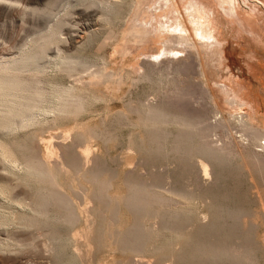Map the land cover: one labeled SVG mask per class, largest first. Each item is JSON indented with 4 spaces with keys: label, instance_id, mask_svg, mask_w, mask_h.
Returning a JSON list of instances; mask_svg holds the SVG:
<instances>
[{
    "label": "rangeland",
    "instance_id": "374dc122",
    "mask_svg": "<svg viewBox=\"0 0 264 264\" xmlns=\"http://www.w3.org/2000/svg\"><path fill=\"white\" fill-rule=\"evenodd\" d=\"M78 1L0 0V60L16 58L22 48L32 51L33 44L45 41L42 36H46V39L50 38L51 46L49 50L46 48L48 52H45L43 61L49 62L45 63L46 73L33 77L27 73L23 77L35 78L43 87L46 86L47 91L55 84L74 87L78 91L85 89L83 93L88 97L83 94L86 98L84 109L78 114L57 116L49 111L39 112V118L36 115V122L31 124L33 127L29 125L9 135L0 134V154L6 158L10 156L9 164L8 159L6 165L0 163V214H4L0 217L5 220L0 227L4 231H0V239H4L0 244L2 248L8 241L13 244H7L11 249L0 247V264H264V170H261L264 166H254L257 163L255 159L259 158L255 156L260 155L262 159L264 152L257 145L255 148L248 144L245 133L233 117L243 112L251 118L253 126L264 130V0H234L238 20L243 22L242 29L231 13H224L218 0H197L195 11L212 12L213 18L219 22V33L226 36L221 35L220 59L211 47L207 48V85L196 66V50H180L173 44L175 49L172 52L179 53L176 57L167 54L156 59L153 56L161 52L151 36L159 23L169 25L172 24L170 19H182L184 16L192 30L190 15L194 11H185V0H170L169 5L163 0H96L111 2L106 4L107 7L96 1L97 7L89 6L93 0H84V3L80 0V4ZM136 2L138 9L133 16L131 13ZM112 3L118 4H114L116 10H113ZM108 7L109 11L105 10ZM157 7L161 9L160 14L166 11L167 15L158 14ZM59 22L63 24L62 29ZM140 22L151 31V37L144 46L135 44L129 37L130 31L136 29ZM56 26L61 31L59 37L53 34L58 30ZM57 47L62 51L60 56L56 54ZM62 56L84 58L86 65L91 63V67H87L89 71L77 68L69 75L59 66ZM225 70L234 76L232 84L235 89H232L235 93L220 86L228 87L223 83L227 74ZM205 88L216 101L220 116L215 115L212 102L204 94ZM246 91L247 94L244 93ZM241 93L250 100V106L241 105ZM230 98L236 100L234 105L228 103ZM55 103L52 99L48 106H55ZM150 108L167 114L172 122L183 119V122L197 123L205 119L203 123H208H202V130L205 129L203 125L217 123L219 117L224 120L230 117L231 124L235 123L236 127L231 125V130L226 133L223 127L218 126L220 129L216 127L211 131L208 139L201 136L200 130H183L174 122V125L171 122L163 128H153L144 122V112ZM209 139L213 146L225 148L223 146L226 145V149H231L234 154L225 157L226 160L218 159L216 155L211 157L205 147ZM21 156L28 157L34 164L37 162L34 158L40 156L38 161L41 158L40 162L46 165L38 162L39 166H49V169L44 168L48 171L53 168L50 172L61 192L70 198L69 203L73 204L72 210L77 217L73 224L69 223L71 228L68 223L61 224L66 210L60 203H53L56 206L51 207V204L47 209L50 219H55L52 224L51 221L46 223L49 224L48 229L52 227L50 230L44 227L48 230L47 237L40 227L38 231L23 226L22 232L19 227H13L22 226L32 215V207H28L29 200L32 205L34 199L32 194L48 189L42 183L31 184L33 180L30 182L31 179L23 175L21 179H28V183L18 179L29 161L22 160ZM16 157L22 161H17ZM8 175L13 180L9 181L11 176ZM19 181L25 184L20 185ZM139 191L145 194H142L144 197L138 194ZM142 197L143 200L140 199ZM131 199L145 204L137 210L129 205ZM163 200L167 202L164 204ZM5 205L12 210H2V207L7 208ZM172 210L179 215H172ZM21 213L27 216L20 218ZM53 214L56 215L52 217ZM18 216L19 221L21 219L19 225ZM10 230L9 235L7 232ZM34 230L40 233L37 235ZM30 231L36 234L31 233L35 239L30 236ZM49 235H55V244L51 243ZM17 236L22 242L18 240V245L16 240L12 241ZM28 239L34 242L31 241L32 246H29L31 242ZM45 243H48L47 247L49 243L53 245L49 247L56 249L52 250L54 254ZM15 246L21 251L23 247V252ZM2 250L7 252L2 253ZM48 251L57 256L52 257Z\"/></svg>",
    "mask_w": 264,
    "mask_h": 264
},
{
    "label": "bare ground",
    "instance_id": "6f19581e",
    "mask_svg": "<svg viewBox=\"0 0 264 264\" xmlns=\"http://www.w3.org/2000/svg\"><path fill=\"white\" fill-rule=\"evenodd\" d=\"M94 1V2H93ZM93 1H91V2H89V6L91 5V6H98V4L97 3H95V1L96 0H93ZM109 1V0H108ZM111 1V0H110ZM138 1V0H137ZM144 1V0H143ZM160 1H162V0H160ZM163 1H166V3H167V5H169L168 3H169V1L170 0H163ZM171 1H173V0H171ZM219 1V5H220V8L224 11V13H226V14H229V13H231L237 20H238V14H237V10H236V6H235V3H234V0H218ZM79 2V4H80V0L78 1ZM96 2H98V1H96ZM101 2H103V3H100V1L98 2V3H100L101 5L102 4H104L105 6H106V4L108 5V3L109 2H107L106 3V1H101ZM105 2V3H104ZM118 2V1H117ZM139 2H140V0H139ZM177 2V1H176ZM175 2V3H176ZM183 2V1H182ZM181 2V3H182ZM197 0H185V5H184V9H185V11H189V10H193L194 11V14H191L190 16H191V23H192V26H193V28H192V30H191V28L188 26V24H187V20L184 18V16L182 17V19H180V18H178V19H176V20H172V19H170L171 20V23L172 24H169V25H166V24H162V23H157L158 24V27L156 28V29H154V31H153V35H151V31H150V29H149V27H147L146 25H142V24H145V23H137V24H139V25H137L138 27L136 28V29H134V30H131L130 31V38H131V40H133L134 41V43L135 44H140V45H145V43L144 42H147V40H148V37H151V36H153L154 37V43L155 44H157L159 47H160V51L161 52H158L157 54H159V55H153L154 56V58H156V59H159V58H161V57H165L167 54H170V55H173L174 57H176L177 56V54H179V53H174V52H172V49H175V48H173L174 46H173V44H176L178 47H179V49L180 50H185V49H188L189 50V48L190 49H194V50H196L197 52V64H196V66L198 67V70H199V73H200V76L202 77V79H203V82L207 85V79H206V74H205V59H206V56H207V48L209 49V47H211L214 51V53H215V56L216 57H222V50L220 49L221 48V46H222V42H220V39H221V35H223L224 36V34H221V33H219V22H218V20L217 19H214L213 18V14H212V12H204V13H199V12H196L195 11V6H196V4H197ZM72 3H74V2H72ZM83 3H84V0H83ZM88 3V2H87ZM95 3V4H94ZM111 3V2H110ZM109 3V4H110ZM120 3V2H119ZM162 3V2H161ZM160 3V4H161ZM75 4H77V2H75ZM82 4V3H81ZM115 4V3H114ZM114 4L112 3V6H113V10H116V9H114L116 6H118V4H115L116 6L114 7ZM163 4V3H162ZM179 4V3H178ZM103 5V6H104ZM159 5V4H158ZM181 5V4H180ZM203 5V4H202ZM201 5V6H202ZM68 6V5H67ZM82 6H83V4H82ZM100 6V5H99ZM111 6V5H110ZM102 7V6H101ZM107 7V6H106ZM173 7L174 8H176V6L175 5H173ZM85 8V7H84ZM99 8V7H98ZM103 8V7H102ZM132 8V7H131ZM158 9H157V12H158V14H160V8L159 7H157ZM87 9V8H86ZM138 9V3L136 2L134 5H133V12L131 13L132 15L133 14H135V10H137ZM205 9V8H204ZM101 10V9H100ZM99 10V11H100ZM105 10H108L109 11V7H108V9H106L105 8ZM111 10V9H110ZM150 10V8L147 10V12ZM154 10H155V8H154ZM154 10L152 11V12H154ZM162 11H164V10H162ZM201 11V10H200ZM103 12V11H102ZM166 11H164V13H165ZM168 12V11H167ZM190 12V11H189ZM104 13V12H103ZM108 13V12H107ZM137 13V12H136ZM163 13V12H162ZM160 14V15H162L163 17L164 16H166L167 14L165 13V15H163V14ZM179 14V13H178ZM107 15V14H106ZM112 15V14H111ZM113 15H115V14H113ZM180 15V14H179ZM134 16V15H133ZM162 16H160V17H162ZM237 16V17H236ZM103 17V16H102ZM101 17V18H102ZM113 17V16H112ZM116 17V16H115ZM100 18V19H101ZM111 19V18H110ZM133 19V18H132ZM103 20V19H102ZM105 20V19H104ZM108 20V19H107ZM141 20V19H140ZM154 20V19H153ZM156 20H157V18H156ZM220 20V19H219ZM146 21V20H145ZM138 22V21H137ZM175 22V23H174ZM189 22V21H188ZM62 23H64V22H62ZM107 23V22H106ZM109 23V22H108ZM174 23V24H173ZM242 20H238V24H239V27L242 29ZM61 24V22H59V25ZM148 24V23H147ZM58 25V24H57ZM63 25V24H62ZM62 25H60V29H62ZM222 25V24H221ZM62 26V27H61ZM57 27V29H58V26H56ZM156 27V26H155ZM133 28V27H132ZM49 29V28H48ZM153 29V28H152ZM224 31V30H223ZM226 31V30H225ZM85 32V31H84ZM226 33H228V32H226ZM253 33V32H252ZM251 33V34H252ZM50 34V33H49ZM53 34L54 35H57L58 37L61 35V31L58 29V30H56L55 32L53 31ZM86 34V33H85ZM89 34V33H88ZM151 35V36H150ZM226 35V34H225ZM57 36H55V37H57ZM231 36V35H230ZM254 36V35H253ZM259 37H261L260 35H258ZM224 37H226V36H224ZM127 38H128V36H127ZM42 39H44L45 41H40V42H37L36 43V45L34 46V44H33V46L31 47V49H33V47H34V49L32 50V51H27L26 49H21L20 50V52H19V55L16 57V58H13V59H10V60H0V134L2 135H5V134H8V133H13V132H17V130H20V129H26V127L28 126L29 127V125L30 126H32L31 124H33V123H35L36 122V115L38 116V113L40 112H47L48 113V111L49 112H51V113H54L55 115H62V116H64V115H68V114H72V115H74V114H78V113H80V112H82L83 111V109H84V103H85V96L84 95H86V94H84L85 93V89H81L80 91H78V89L76 90V89H74V87L72 88V87H64V85H62V86H56V84L54 85L55 87L54 88H52V89H50L49 91H47L46 89H45V87H43V84H40V82L39 81H37L35 78H31V79H28V78H25V77H23V75H25V74H27V73H29V74H31V76L32 75H34V76H36V75H42L44 72H45V65L46 64H48V63H46V62H43L44 61V57H45V52L47 51V50H49V49H51V46H50V44H49V39L47 38L46 39V36H45V38H43V36H42ZM225 39H227V38H225ZM229 39V38H228ZM227 39V40H228ZM254 39H259V38H254ZM223 40V39H222ZM230 40V39H229ZM228 40V41H229ZM54 42V41H53ZM230 42V41H229ZM264 42V41H263ZM222 43V44H221ZM32 44V43H31ZM31 44H29V45H31ZM52 44V43H51ZM262 43H260L259 45H261ZM264 44V43H263ZM175 45V46H176ZM26 46H28V45H26ZM50 48H49V47ZM53 46V45H52ZM56 46V45H55ZM258 47H260V46H258ZM264 47V46H263ZM29 48V47H28ZM46 48H47V50H46ZM31 49H29V50H31ZM178 49V48H177ZM211 49V50H212ZM256 49V48H255ZM61 49H59L58 47L56 48V54H58L57 56H60L62 53V51H60ZM174 51V50H173ZM177 51V50H176ZM175 51V52H176ZM186 51V50H185ZM236 51V50H235ZM48 52V51H47ZM178 52H179V50H178ZM230 52V51H229ZM232 54V53H231ZM248 54V53H247ZM250 54V53H249ZM253 54V53H252ZM255 54V53H254ZM228 56H229V54H227ZM227 55H226V57H227ZM250 57V56H249ZM254 58L256 57V55L255 56H253ZM81 58V57H80ZM79 57H74V56H62V58H61V62H60V65H59V63H58V65L60 66V67H62L61 69H62V71H66L67 73L69 72V75H70V72H71V75L73 74V73H75V72H73V71H75L77 68L79 69L80 67L81 68H84V69H86V70H88L89 71V69L87 68V67H91L90 66V64H89V66H87L86 65V62L83 60L84 58H82V59H80ZM224 58V57H223ZM222 58V59H223ZM248 58V57H247ZM254 58H251L252 60H254ZM164 59V58H163ZM220 59V58H219ZM55 60H57V59H55ZM59 60H60V58H59ZM224 60H225V58H224ZM226 61V60H225ZM53 62H54V60H53ZM227 62V61H226ZM250 62V61H249ZM248 62V63H249ZM255 62H256V60H255ZM46 63V64H45ZM54 65V64H53ZM57 65V66H58ZM150 64H148V66H149ZM152 65V64H151ZM227 65V64H226ZM247 65H250V64H247ZM145 66V65H144ZM224 65H222V67H223ZM228 66V65H227ZM246 66V65H245ZM48 67V66H47ZM50 67V66H49ZM48 67V68H49ZM226 67V66H225ZM224 67V68H225ZM252 67H254V66H252ZM247 68H249V67H247ZM256 68V67H255ZM64 69V70H63ZM184 69H186V68H184ZM183 69V70H184ZM47 70V69H46ZM80 70V69H79ZM229 70V69H228ZM82 71H83V69H82ZM181 71V70H180ZM226 71V70H225ZM258 71V70H257ZM260 71V70H259ZM97 72V71H96ZM101 72V71H100ZM100 72H98V73H100ZM103 72V71H102ZM101 72V73H102ZM162 71H160V73H161ZM179 72V71H178ZM46 73V72H45ZM65 73V72H64ZM100 73V74H101ZM165 72H163V74H164ZM170 73V72H169ZM226 73L227 74H225L224 76V82L223 83H227V85L229 86V87H233L234 89H235V86L232 84V81L234 80L233 79V75L232 74H230V72H228V71H226ZM249 73H251V72H249ZM94 74H97V73H94ZM100 74L98 75V76H100ZM110 74V73H109ZM109 74H106V75H109ZM162 74V75H163ZM44 75V74H43ZM42 75V76H43ZM75 75V74H74ZM102 75V74H101ZM111 75H113V74H111ZM161 75V74H160ZM259 75V74H258ZM30 76V75H29ZM93 76V75H92ZM166 76H167V74H166ZM165 76V77H166ZM33 77V76H32ZM39 76H37L36 78L38 79V80H40L39 78H38ZM109 77H110V75H109ZM126 77V76H125ZM223 77V76H222ZM262 77V76H261ZM130 78V77H129ZM236 78V77H235ZM256 78V77H255ZM124 79V78H123ZM128 79V78H127ZM238 79V78H237ZM236 79V81L238 82V84H239V80H237ZM157 80V79H156ZM256 80V79H255ZM153 81V80H152ZM241 81V80H240ZM253 81V80H252ZM116 82V81H115ZM43 83V82H42ZM77 83V82H76ZM234 83H236V82H234ZM237 84V83H236ZM241 84V83H240ZM239 84V85H240ZM257 84V83H256ZM221 87H224V88H226V86L224 85V84H222V85H220ZM53 87V86H52ZM83 87V86H82ZM240 87V86H239ZM246 88H248V87H246ZM81 91H82V94H81ZM83 91H84V93H83ZM249 91V90H248ZM91 93V92H90ZM183 93V92H182ZM244 93H246L247 94V91L246 92H244ZM250 93V92H249ZM84 94V95H83ZM204 94L206 95V97L209 99V101H211L212 102V105H213V107H214V109H215V115H219L220 116V114H221V111L217 108V105L215 104V102H214V99H213V96L210 94V91H209V89H206L205 88V90H204ZM181 95V94H180ZM187 95V94H186ZM232 95H234L233 93H232ZM253 95V94H252ZM262 97H263V95H261ZM260 96V97H261ZM86 97H87V95H86ZM244 97V96H243ZM243 97H241V98H243ZM181 98H183V96H181ZM181 98H179V99H181ZM240 98V97H239ZM253 98H254V96H253ZM52 99H54L55 101H56V103H55V106H52V107H50V106H48L50 103H51V100ZM87 99H88V97H87ZM178 99V98H177ZM176 99V100H177ZM178 99V100H179ZM187 99V98H186ZM197 99V98H196ZM237 99V98H236ZM251 99V98H250ZM175 100V99H174ZM173 100V98H172V101H174ZM188 100V99H187ZM249 100V99H248ZM256 100H258V99H256ZM180 101V100H179ZM227 101H228V103L230 104V105H234L235 103H236V100L235 99H232V98H230V99H227ZM238 101V100H237ZM246 101V100H245ZM259 101V100H258ZM177 102V101H176ZM181 102H184L182 99H181ZM256 102V101H255ZM190 103H192V102H190ZM210 103V102H209ZM254 103V102H253ZM54 104V103H53ZM246 104V103H245ZM248 104H250V102L248 103ZM252 104V103H251ZM257 104V103H256ZM177 105H179V104H177ZM192 105V104H191ZM211 105V104H210ZM242 105V104H241ZM260 105V104H259ZM180 106V105H179ZM190 106V105H189ZM252 106H253V104H252ZM151 107V106H150ZM211 107V106H210ZM258 107V106H257ZM145 108H146V106H145ZM180 108H182V107H180ZM141 109V108H140ZM143 110H144V108H142ZM189 109V108H188ZM193 109V108H192ZM214 109H213V111H214ZM252 109V108H251ZM254 109V108H253ZM256 109V108H255ZM139 111V110H138ZM141 111V110H140ZM194 111V110H193ZM212 111V112H213ZM253 111V110H252ZM144 112V111H143ZM255 112H257L256 110H255ZM46 113H44V115H45ZM256 114V113H255ZM41 115V114H40ZM43 115V114H42ZM213 115H214V112H213ZM260 115V114H259ZM171 116V115H170ZM200 116V115H199ZM206 116V115H205ZM205 116H203L204 118H205ZM126 117V116H125ZM182 117V116H181ZM190 117V116H189ZM225 117V116H224ZM226 117H228V116H226ZM231 117H232V115H231ZM233 117H234V119L236 120V124L238 123L239 125H240V127H241V129H242V132H244L245 134V137L247 138V141L249 142L248 144H250V146L251 147H254L255 146V148H256V145L258 146V148L260 147L261 149L260 150H262L263 152H264V130L263 129H260V128H258V127H256V126H253L252 124H251V118L248 116V115H246L245 113H243V112H241V113H236V114H234L233 115ZM258 117V116H257ZM37 118H39V116L37 117ZM175 118V117H174ZM177 118V117H176ZM175 118V119H176ZM183 118V117H182ZM186 118V117H185ZM202 118V117H201ZM216 118H217V116H216ZM259 118H261L260 116H259ZM219 119L220 120H215L217 123H215L214 122V124H208L207 126L206 125H203V126H205V129H203L202 130V128H201V126H202V123H203V121L205 120V119H203V121H201V120H199V122H197V123H195V122H193V123H187V122H189V121H185L184 120V122H183V119H180V120H175V121H173L175 124H178V125H180L179 127H181L183 130H184V128L185 129H191V130H194V131H198L199 132V130H200V134H201V136L204 138V139H208V137H210V133H211V131H213L216 127H218V126H221V127H223L224 129H225V131H226V133H229V131L231 130V125H235V123L233 124H231V121L229 120L230 119V117L228 118V120L230 121H228V120H224V119H221L220 117H219ZM39 120L40 119H38L37 121L39 122ZM182 120V121H181ZM232 120V119H231ZM234 120V121H235ZM251 120V121H250ZM261 121V120H260ZM144 122H145V125H147V126H149V127H153V128H160V127H162L163 128V125L165 126V125H167L168 123H171L172 121H171V119H169V117L167 116V114L165 115L164 113H162V112H159V110L157 111L156 109H154V108H150V109H146V111L144 112ZM172 122V123H173ZM174 123H173V125H174ZM205 124H207L208 122L206 121V122H204ZM203 123V124H204ZM213 123V122H212ZM38 124V123H37ZM237 124V125H238ZM34 125V124H33ZM172 125V124H171ZM27 127V128H28ZM33 127V126H32ZM167 127V126H166ZM235 127H236V125H235ZM218 129H220L219 127H218ZM238 129H239V127H238ZM159 130V129H158ZM190 130V131H191ZM202 130V131H201ZM22 131V130H21ZM156 131V130H155ZM188 131V130H187ZM193 131V132H194ZM180 132V131H179ZM193 132H191V133H193ZM198 133V134H199ZM214 134H215V132H214ZM243 134V133H242ZM241 134V135H242ZM9 135V134H8ZM166 135V134H165ZM171 135V134H170ZM170 135H168V136H170ZM211 135H213V134H211ZM7 136V135H6ZM5 136V137H6ZM231 137V136H230ZM233 137V136H232ZM245 137H244V139H245ZM201 138V137H200ZM202 138V140H204ZM211 138V137H210ZM241 138H243V137H241ZM197 139V138H196ZM243 139V140H244ZM189 140V139H188ZM246 140V139H245ZM246 141V142H247ZM217 142V141H216ZM241 142V141H240ZM206 142L204 141L203 142V144H205ZM207 144V146H205V147H207L208 148V153H211V157H212V155H213V157H215V155H216V158H223V160H226V158L225 157H229L230 155H232V151H231V149H226V145L225 146H223V147H225V148H221V146L219 145V147H215V146H213L212 145V143H211V140L209 139L208 140V142L206 143ZM205 144V145H206ZM231 145H232V143H230ZM240 144V143H239ZM242 144V143H241ZM243 145V144H242ZM254 145V146H253ZM241 147V146H240ZM1 148H2V146H1ZM0 148V149H1ZM230 148V147H229ZM7 149V148H6ZM17 149V148H16ZM27 149V148H26ZM202 149V148H201ZM200 149V150H201ZM3 150V149H2ZM5 150V149H4ZM257 150V149H256ZM217 151L219 152V154L217 153ZM5 152V151H4ZM206 152V151H205ZM259 152V151H258ZM31 153V152H30ZM207 153V154H208ZM2 154V153H1ZM0 154V158H1V164L3 165V164H5L6 162V159H8L7 160V164H9L8 162H9V158H10V156H9V158H6V156L4 155V154H2L1 155ZM10 153H8V155H9ZM18 154V153H17ZM19 154H20V152H19ZM234 154V153H233ZM253 154V153H252ZM26 155V154H25ZM210 155V154H209ZM27 156V155H26ZM26 156H21V157H23L22 158V160H25V159H29L28 157L27 158H25ZM38 156V155H37ZM242 156V155H241ZM13 157V156H12ZM40 157V156H39ZM38 157V158H39ZM210 157V156H209ZM232 157H234V156H232ZM232 157H230L231 159H232ZM236 157V156H235ZM255 157H259L260 158V155H257V156H255ZM17 158V157H16ZM31 158V157H30ZM38 158H34V159H36L37 160V162H36V164H34V159H32L31 161L33 162V163H31L30 162V159H29V161L27 162V160H25L26 162V164H25V166H24V169H23V171H24V173L23 174H21V175H19V177L20 176H24L25 178H28V179H31V180H29L30 182H31V184H34V183H36L37 185L38 184H40V183H42V184H45V185H43V186H45V187H48V189H47V191L45 190V189H41L39 186V188L41 189V190H39V191H37V192H35L34 194H32L33 196V198L34 199H32V205H31V202H30V200H29V205H28V207H32L31 208V211L30 210H28V211H30L31 213H32V215H30V217H26L27 218V220H25L26 221V223H24V224H22V226L21 225H19L18 223L21 221V219H20V221H19V216H20V218L22 217V216H24L25 214H23L22 215V213L21 214H19V216H18V222H17V224L19 225V226H13V227H19V229H21V232H22V228L21 227H28V228H30V229H36V230H38L37 228L38 227H40V228H43V231L45 232V234H44V232H43V234L45 235V237H47V235H46V233L48 232V230H50V229H48V225L51 223L52 224V222H53V220L55 221V219H53L52 217H54V215H56V214H53V216L51 217L53 220H51L50 219V217H49V215H48V208H51V207H53V205H55V204H53V203H60L61 205H63V207H64V209L66 210V217L63 219V223L61 222V224H65V223H72L73 224V222H75V218H77V217H75L74 215H75V211L73 212V204H71L70 205V198L67 196V198H66V195H64V193L63 192H61V190H60V185L58 184V186H57V183H56V181H55V179H54V175H52L51 174V170L53 169V168H50L51 170L50 171H48V170H46L47 168L49 169V166L48 167H45V166H43V165H46V164H43V163H45V162H40V161H42L41 160V158L39 159L40 161H38ZM218 158V159H219ZM256 158L255 160H256V165H254V166H257L258 164L259 165H261V166H264V158H263V156H262V159L260 158ZM43 159V158H42ZM229 159V158H228ZM14 160V159H13ZM18 160H20L19 158H17V161ZM22 160H20V162L22 161ZM3 161H4V163H3ZM252 161V160H251ZM20 162H18L19 164H20ZM24 162V161H23ZM38 162H40V163H42L43 165H42V167L41 166H39V164H38ZM255 162V161H254ZM16 163V162H15ZM12 164H13V161H12ZM48 164V163H47ZM57 164V163H56ZM253 164V163H252ZM6 165V164H5ZM21 165V164H20ZM41 165V164H40ZM55 165V164H54ZM53 165V166H54ZM60 165V164H59ZM62 165V164H61ZM85 165V164H84ZM8 166H10V165H8ZM7 166V167H8ZM14 166V165H13ZM23 166V165H22ZM260 166V167H261ZM257 167H259V166H257ZM5 168V166H3V169ZM9 168V167H8ZM7 168V169H8ZM13 168V167H12ZM16 168V167H15ZM43 168V169H42ZM44 168H46V169H44ZM6 169V170H7ZM10 169V168H9ZM58 169H59V167H58ZM5 170V169H4ZM22 170V169H21ZM55 170H56V167H55ZM261 170H264L263 169V167L261 168ZM12 171H13V169H12ZM17 170H15V172H16ZM53 171V170H52ZM58 171V170H57ZM14 172V171H13ZM60 172V171H59ZM18 173V172H17ZM53 173V172H52ZM3 175V174H2ZM5 175H7V174H5ZM12 176H13V174H11ZM11 175H8V176H11ZM7 176V177H8ZM11 176V177H12ZM15 176H16V174H15ZM9 178L8 177V179H9V181H10V179H12L13 180V177L12 178ZM18 177V176H17ZM16 177V178H17ZM18 177V179H21V177L19 178ZM4 178V177H3ZM16 178H14V179H16ZM23 178V177H22ZM24 178V179H25ZM1 179V178H0ZM7 178H6V181L8 180ZM18 179L16 180L17 182H18ZM27 179V180H28ZM2 180V179H1ZM12 180H11V182H12ZM27 180H25L26 182H27ZM5 181V180H4ZM16 181L14 182L15 184H17L16 183ZM22 181H24V180H22L21 179V182ZM24 181V182H25ZM35 181V182H34ZM20 182V181H19ZM20 182V183H21ZM23 182V183H24ZM25 182V183H26ZM30 182H29V184H30ZM9 183V182H8ZM20 183H18V184H20ZM23 183H21L20 185H22ZM24 183V184H25ZM28 183V182H27ZM13 184V183H12ZM36 185V186H37ZM17 186V185H16ZM10 187H12V186H10ZM9 187V188H10ZM38 187H36V190H38L37 188ZM28 188V187H27ZM30 188V187H29ZM44 188V187H43ZM5 189L7 190V187H5ZM35 189V188H34ZM10 190H12V189H10ZM35 190V191H36ZM8 191V190H7ZM15 191V190H14ZM44 191H46V193L44 192ZM151 191V190H150ZM175 191V190H174ZM32 191H30V193H31ZM2 193V192H1ZM4 193H6L5 191H4ZM12 192H10V194H11ZM27 193H29V190H27ZM33 193V192H32ZM141 193V191H139V193L138 194H140ZM172 193V192H171ZM7 194H8V192H7ZM138 194H137V196H138ZM143 194V193H142ZM142 194H140V196L142 195ZM5 195V194H4ZM29 195V194H28ZM31 195V194H30ZM143 195H145V194H143ZM142 195V196H143ZM175 195V194H174ZM6 196V195H5ZM129 196V195H128ZM133 196V195H132ZM177 196V195H176ZM7 197V196H6ZM27 197V196H26ZM30 197V196H29ZM29 197H28V199H29ZM102 197V196H101ZM144 197V196H143ZM143 197L142 198H140L141 200H143ZM147 197V196H146ZM157 197H158V195H157ZM11 198V197H10ZM135 198V197H134ZM155 199V198H154ZM158 201V200H157ZM166 201V200H165ZM164 200H163V203L165 202ZM186 201V200H185ZM20 202H21V200H20ZM28 202V201H27ZM70 202V203H69ZM142 202V201H141ZM146 202V201H145ZM167 202V201H166ZM15 203V202H14ZM23 204H25L24 203V201L22 202ZM144 203V202H143ZM143 203H141V204H143ZM155 203V202H154ZM159 203V202H158ZM162 203V202H161ZM162 203V205H164ZM9 204V203H8ZM11 204V203H10ZM52 204V206L50 207L49 205H51ZM140 204V201L139 202H136V201H132V199L131 200H129V205H131V207L132 208H135V209H137V210H141L142 209V207H143V205H141ZM145 204V203H144ZM27 205H25V206H27ZM149 205V204H148ZM7 205H5V207H6ZM13 206V208H14V204L12 205ZM23 206V205H22ZM49 206V207H48ZM56 206V205H55ZM59 206V205H58ZM72 208H71V207ZM152 206V205H151ZM11 208V207H10ZM26 208V207H25ZM29 208V209H30ZM130 208V207H129ZM0 209H1V207H0ZM3 209H8V210H10L9 209V205L7 206V208H3L2 207V210ZM20 209V208H19ZM23 209V208H22ZM73 209V210H72ZM145 209H147L146 207H145ZM152 209H153V207H152ZM7 210V211H8ZM12 210V209H11ZM10 210V211H11ZM51 210V209H50ZM159 210V209H158ZM165 210V209H164ZM9 211V212H10ZM27 211V212H28ZM166 211H168L167 209H166ZM166 211L164 212V213H166ZM175 211V210H174ZM179 211V210H178ZM1 212H3V211H1ZM159 212V211H158ZM8 213V212H7ZM49 213H51V212H49ZM169 213V212H168ZM180 213V212H179ZM29 214V213H28ZM161 214V213H160ZM171 214L172 215H174V216H176L177 217V215H179L178 214V212H173V210L171 211ZM0 215H4L3 213L2 214H0ZM52 215V214H51ZM50 215V216H51ZM165 215V214H164ZM163 215V216H164ZM5 216H7V214L5 215ZM25 216H27V215H25ZM24 216V217H25ZM170 216V215H169ZM168 216V217H169ZM4 217V216H3ZM11 217V216H10ZM23 217V218H24ZM57 218V217H56ZM2 218L0 217V227H2L4 224H5V220H1ZM11 219V218H10ZM25 219V218H24ZM42 219V220H41ZM74 219V220H73ZM41 220V221H40ZM57 220H59V219H57ZM51 221V222H50ZM65 221V222H64ZM50 222V223H49ZM169 222V221H168ZM21 223V222H20ZM46 223H49V224H46ZM191 223V222H190ZM7 224H8V222H7ZM16 224V225H17ZM43 224H44V226H43ZM46 224V225H45ZM67 224V225H68ZM42 225V226H41ZM66 225V224H65ZM7 226V225H6ZM8 226H9V224H8ZM11 226H12V223H11ZM47 227V229L48 230H45L44 229V227ZM52 226V225H51ZM69 227H70V224H69ZM39 228V229H40ZM71 228V227H70ZM141 228V227H140ZM3 229V228H2ZM11 229H13V228H11ZM25 229V228H24ZM5 230V229H4ZM26 230V229H25ZM24 230V231H25ZM36 230H34L35 231V233H36ZM42 230V229H41ZM40 230V231H41ZM141 230V229H140ZM0 231H2V232H4L3 230H0ZM32 231V230H31ZM30 231V234L31 233H33L34 235H36L34 232H31ZM39 231V230H38ZM47 231V232H46ZM51 232V231H50ZM1 233V232H0ZM9 235H10V233H11V230H10V232H7ZM25 233V232H24ZM40 233V232H39ZM38 233V234H39ZM152 233V232H151ZM26 234V233H25ZM33 234H31L30 236H32ZM37 234V235H38ZM50 234V233H49ZM147 234V233H146ZM149 234V233H148ZM156 234H158V233H156ZM44 235H42V236H44ZM51 235H52V233H51ZM141 235H143V234H141ZM154 235V234H153ZM152 235V236H153ZM159 235V234H158ZM8 236V235H7ZM19 236H20V234H19ZM24 236V235H23ZM50 236V235H49ZM54 236L55 235H53V237H51V238H49V240L51 241V243L52 244H55V242L54 241H57V240H54ZM137 236H139V235H137ZM145 238H146V236L145 235H143ZM9 238H10V236H8ZM33 237V236H32ZM141 236H139V238H140ZM8 238V239H9ZM14 237H12V239H13ZM20 237H18L17 236V239H13L12 241H14V242H16L15 244H17L18 243V240H20V242H21V239H19ZM21 238H22V234H21ZM29 238V237H28ZM34 239H35V236L33 237ZM32 238V239H33ZM143 238V237H142ZM159 238V237H158ZM8 239H6L7 241H8ZM24 239V238H23ZM33 239V240H34ZM45 239V238H44ZM144 239V238H143ZM3 241L4 239H0V241ZM16 240V241H15ZM28 240H30V239H28ZM46 240H47V238H46ZM123 240V239H122ZM138 240V239H137ZM141 240V239H140ZM139 240V241H140ZM145 240V239H144ZM32 240H30V241H28L29 243L31 242ZM148 241V240H147ZM5 242V241H4ZM3 242V243H4ZM9 243H6V245H4V247L5 246H7V244L9 245V244H11V245H13L12 243H10V241H8ZM33 242V241H32ZM31 242V245H29V246H32L33 245V243ZM47 242H49L48 240H47ZM121 242V241H120ZM22 243V242H21ZM51 243H49V245H52ZM137 243V242H136ZM24 244V243H23ZM22 244V245H23ZM26 244V243H25ZM46 244V243H45ZM44 244V245H45ZM48 244V243H47ZM47 244H46V248H48L49 247V245H48V247H47ZM57 244V243H56ZM134 244H135V242H134ZM18 245V244H17ZM25 246V245H24ZM53 246V245H52ZM0 247H1V244H0ZM3 247V248H4ZM9 246H7V248H8ZM19 247H21V245H20V243H19ZM19 247H16L15 246V249L17 248H19ZM51 247V246H50ZM50 247L48 248V249H50ZM2 247H1V249H3ZM10 248V247H9ZM32 248V247H31ZM156 248V247H155ZM5 249H6V247H5ZM11 249V248H10ZM54 249V248H53ZM52 247H51V250H49L50 252H52ZM134 249V248H133ZM18 250H20L21 251V249H18ZM24 250H25V248H24ZM47 250V249H46ZM54 250H56V249H54ZM53 250V251H54ZM156 250V249H155ZM154 250V251H155ZM3 251H6V250H2V253H3ZM7 251H8V249H7ZM6 251V252H7ZM15 251H17V250H15ZM48 251V252H49ZM128 251V250H127ZM211 251V250H210ZM219 251V250H218ZM12 252H14V251H12ZM21 252H23V247H22V251ZM20 252V253H21ZM49 252V253H50ZM56 252V251H55ZM19 253V254H20ZM53 254H54V252H52ZM52 253H50L51 255H52ZM217 254H219V253H217ZM53 256H55V255H52V257ZM57 256V255H56ZM55 256V257H56ZM137 256V255H136ZM217 256V255H216ZM234 257V256H233ZM235 258V257H234ZM53 259V258H52ZM236 259V258H235ZM233 260V259H232Z\"/></svg>",
    "mask_w": 264,
    "mask_h": 264
},
{
    "label": "crops",
    "instance_id": "0c3cea01",
    "mask_svg": "<svg viewBox=\"0 0 264 264\" xmlns=\"http://www.w3.org/2000/svg\"><path fill=\"white\" fill-rule=\"evenodd\" d=\"M229 91H231V92H233V93H235L234 92V90L231 88V87H226ZM241 95V97H243V98H241L240 99V102H241V104L243 105V106H250V104H248L249 102H250V100H248V99H246V96L244 95V93H241L240 94ZM236 97H237V94L235 95ZM246 100V101H245ZM246 103V104H245Z\"/></svg>",
    "mask_w": 264,
    "mask_h": 264
}]
</instances>
